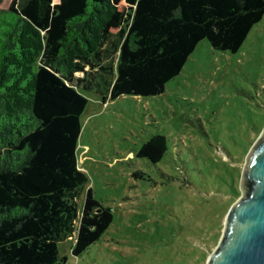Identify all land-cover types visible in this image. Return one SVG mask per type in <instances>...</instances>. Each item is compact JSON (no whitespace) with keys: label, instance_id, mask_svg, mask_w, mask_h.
I'll return each mask as SVG.
<instances>
[{"label":"trees","instance_id":"16d2710c","mask_svg":"<svg viewBox=\"0 0 264 264\" xmlns=\"http://www.w3.org/2000/svg\"><path fill=\"white\" fill-rule=\"evenodd\" d=\"M0 0V264H64L58 242L81 254L112 221L78 168L85 90L105 100L154 96L197 43L236 52L264 15V0ZM116 53L114 68L109 64ZM82 73L77 78L75 73ZM166 138L137 151L156 164ZM141 176L140 173H134ZM98 209V211H96Z\"/></svg>","mask_w":264,"mask_h":264},{"label":"rangeland","instance_id":"374dc122","mask_svg":"<svg viewBox=\"0 0 264 264\" xmlns=\"http://www.w3.org/2000/svg\"><path fill=\"white\" fill-rule=\"evenodd\" d=\"M108 61L114 68L116 53ZM99 72L87 75L97 85L78 88L87 103L76 158L87 181L76 202L80 210L91 188L112 221L78 256L74 231L58 242L59 256L64 264H205L264 126V15L234 53L199 41L158 95L104 100L102 80L113 76ZM153 134L167 146L156 164L137 156Z\"/></svg>","mask_w":264,"mask_h":264},{"label":"water","instance_id":"95a60500","mask_svg":"<svg viewBox=\"0 0 264 264\" xmlns=\"http://www.w3.org/2000/svg\"><path fill=\"white\" fill-rule=\"evenodd\" d=\"M244 159L241 194L228 209L205 264H264V126Z\"/></svg>","mask_w":264,"mask_h":264}]
</instances>
